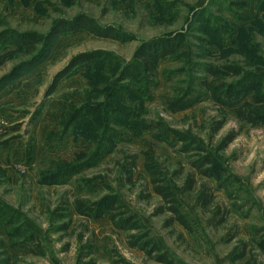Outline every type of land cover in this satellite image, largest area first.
Here are the masks:
<instances>
[{
  "label": "rangeland",
  "instance_id": "obj_1",
  "mask_svg": "<svg viewBox=\"0 0 264 264\" xmlns=\"http://www.w3.org/2000/svg\"><path fill=\"white\" fill-rule=\"evenodd\" d=\"M78 15L135 40L64 35L44 62L0 90V264H160L136 239L162 246L183 264H264V123L256 120L264 105L255 104L254 91L230 108L212 99L215 89L241 76L229 68L264 73V0H0V31L45 34L57 20ZM177 35L196 45L194 63L218 74L190 68L175 55L161 60L137 124L115 125L120 142L86 167L82 162L95 149L86 135L91 124L68 130L63 124L83 104L105 107L114 73L103 80L100 65L89 75L75 69L49 93L55 76L82 53L102 51L128 63L140 42ZM24 57L16 48L0 53V77ZM190 89L185 102H197L171 111ZM102 115L103 108L97 120ZM220 120L223 127L213 133ZM229 134L234 140L221 148ZM205 153L221 163L212 167L218 177L194 168ZM149 161L173 188L187 227L171 220L167 203L154 193ZM107 196L120 203L99 218L81 214ZM130 217L133 229L114 224Z\"/></svg>",
  "mask_w": 264,
  "mask_h": 264
},
{
  "label": "trees",
  "instance_id": "obj_2",
  "mask_svg": "<svg viewBox=\"0 0 264 264\" xmlns=\"http://www.w3.org/2000/svg\"><path fill=\"white\" fill-rule=\"evenodd\" d=\"M210 32L216 34L218 30L210 27ZM77 33H85L94 37L112 39L122 43L135 40L133 36L127 35L125 32L119 31L112 26H101L85 15H78L72 19H59L45 34L4 29L0 31V53L10 48H16V50L21 52L25 57L7 74L0 77V90L21 76L29 74L33 69L44 62L60 37ZM195 48L196 45L189 44L185 35L164 36L140 42L134 51L131 61L128 63H124L112 54L102 51L86 52L75 56L69 64L55 76L49 93L60 78L69 75L75 69H84V71H87L86 75H89L92 71L96 70V68H92L93 66L100 65L102 68L101 78L103 80L106 78V73H114L111 86L107 88L105 94V107L103 102L97 109L92 108L90 104H83L73 109L72 113L63 124L64 130H68L69 128L75 129L79 126H85V124L88 123L91 124L90 134L86 135H92L94 137L95 149L86 157L82 164L86 162L88 164L86 167H90L96 161L109 155L113 149H115L114 147H116V144L121 139V134H119L115 125L119 123L126 124L130 121L131 123L137 124V121L140 119L139 117L143 115L144 111L142 108V101L150 92L153 80L157 75L158 63L161 60L175 55L174 59H180V61L187 63L186 66H190V68H196V70L203 71L205 74L211 76L218 74V69L214 66L194 63L193 57L196 58L197 54L192 52V49ZM181 71L186 72L184 67ZM228 71V73L234 76H239L240 74L241 76H239L236 81L230 84H223L220 86V89H215L217 94L212 99L215 100L221 109L234 106L240 96L250 91H254L253 98L255 104L264 105V73L249 72L242 75L240 68L236 66L229 68ZM191 82H194V80L192 79ZM201 83L205 85L208 90L214 88L211 84L207 83L206 80L201 79ZM91 84L90 87L93 88V81ZM192 91L193 89L185 90L178 96L177 100L169 106L171 111L179 112L192 107L198 99H189L185 102V99L194 92ZM131 98H135L139 102L133 103L130 107L126 102ZM102 108L103 118L99 121L97 117H99ZM117 116H121L120 119H122V121L114 122L113 119ZM256 120L264 123V115L257 116ZM222 127L223 120L216 122L213 133L219 131ZM233 140V135H227V137H224L221 141V148H225ZM195 150L201 152V150L196 148ZM184 152L187 153L186 148ZM192 164L199 175L208 179H213L217 174L213 172L212 167L215 164L217 166L221 163L219 164L218 160L211 156V153H205L204 156H200L197 161ZM79 165L81 164L76 165V167ZM145 170L151 177L154 193L167 203V210L172 214L171 220L187 227L186 222L183 220L177 208V201L175 200L173 188L170 183L166 184L164 182L163 178H161V172L151 161L146 162ZM54 179H56V177ZM202 200L205 203V196ZM119 203V200L116 198L107 196L92 203L90 206H86L81 210V214L83 213L82 215L87 217L99 218L102 217L104 213L111 211L115 205ZM4 213L9 217L8 219L11 217L16 218V215L13 214L14 212L7 213L4 209ZM133 220L132 217L118 221L114 220V224L122 230L133 229V224H135ZM13 221L14 220L11 219L8 220L7 223L9 224ZM131 222L133 224H130ZM136 240L140 243L139 249L144 251L145 254L151 257L155 262L160 264H183L182 262L174 260L169 251L162 248V246L151 245L149 241H143V239L141 241L138 239ZM261 248H264V246L262 245Z\"/></svg>",
  "mask_w": 264,
  "mask_h": 264
}]
</instances>
